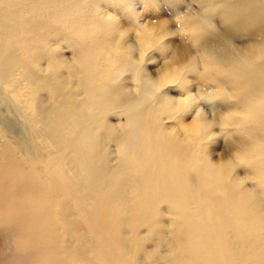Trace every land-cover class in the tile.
<instances>
[{"label":"bare ground","instance_id":"1","mask_svg":"<svg viewBox=\"0 0 264 264\" xmlns=\"http://www.w3.org/2000/svg\"><path fill=\"white\" fill-rule=\"evenodd\" d=\"M244 2L249 22L259 20L264 42V0ZM86 9L70 0H14L0 7V103L5 105L0 107V130L16 133L13 140L0 137L9 171L24 182L25 191L45 190L50 219L73 214L66 195L73 198L71 208L88 213L100 248L92 250L87 264H97L100 257L111 258L110 264H264V148L260 143L245 146L237 155L229 135L228 153L214 162L206 153L208 144L225 134L214 127L219 135L206 143L213 133L203 115L191 124L180 123L175 133L165 126L167 116L180 117L200 95L211 98V86L204 82L179 113L173 109L182 99L171 96L169 86L149 98L153 83L173 77L185 82L189 75H177L180 68H199L201 76L217 83L236 81L239 88L232 97L249 98L246 109L223 115L218 108L214 119L240 127L253 141L262 134L264 144V43H257L262 48L251 52V62L239 59L232 65L235 57L215 52L205 66L203 60L187 64L183 49L170 39L166 44L174 46L171 62L176 65L170 64L156 79L127 58L135 50L126 43L128 32L121 39L122 33L109 31L112 22L105 15ZM80 16L81 22L75 19ZM166 25L159 21L152 36L160 41L169 36ZM134 32L136 47L143 50L147 43ZM219 37L231 39L220 30L197 34L212 44ZM66 49L72 56H66ZM214 63L222 68L214 72L219 79L211 76ZM128 70L138 76L125 77ZM132 81L141 87H133ZM24 101L26 112L20 106ZM115 114L116 124L111 122ZM241 160L245 165L236 169ZM244 167L250 170L245 177L240 174ZM55 229L47 228L49 234H58L60 229ZM25 230L28 235L38 231L31 226ZM57 240L66 243L62 236ZM75 247L78 251L84 246Z\"/></svg>","mask_w":264,"mask_h":264},{"label":"rangeland","instance_id":"2","mask_svg":"<svg viewBox=\"0 0 264 264\" xmlns=\"http://www.w3.org/2000/svg\"><path fill=\"white\" fill-rule=\"evenodd\" d=\"M70 1L75 2L80 7L83 6L84 8L87 7L86 9L87 11H90L95 14L97 13L98 17L101 16L103 18L105 15L107 17L106 19H108V22H112L111 29L109 30L110 32L119 34L121 33L122 29H125L124 32L126 31L128 32L126 37V41H127L126 43L133 46L135 45L134 49H135L136 57H138L141 51H145V50L148 51L145 64L140 66L144 69V72L149 77H153V78H156L160 73H163L166 67L170 66V64L172 66L176 65L175 63L173 64V62H171L172 56L174 54L173 52L174 49L172 47L174 46L171 47L170 45L168 46V44H166L167 41L170 39L174 41L173 45L178 47V49H183L182 51L185 53V55H183V59L185 60L184 56L187 57L186 59L188 60L187 64L190 63L191 59L194 61L203 60L205 66L208 63L213 62L215 52L219 54V57H220V53H224L223 56H226L227 59H232L235 57L237 60L234 61L232 65L233 64L237 65L235 62L238 63L239 59L242 62H244L245 60L250 61L249 58L251 57V52L253 50L254 52H259L258 49L262 48V46L256 47L263 40L262 31L258 28L260 25L257 24L256 22L259 20L251 18L252 22H249L248 20L249 13L246 12V4L244 0L242 1L241 0L239 1L238 0H70ZM3 2L5 3V5L3 4ZM11 2H9V0H0V7L2 5L7 6ZM254 7H256L255 4ZM53 13L55 15L56 14L58 15V11L56 10H54ZM205 14H209L207 18L210 19L211 22L216 25V31L218 30L223 31L225 34H228V37H230L231 39L225 40L222 37H219L217 38L215 44H212V42L210 41L207 42L200 41L197 38V34L202 32L207 34L209 29L207 21L204 20ZM230 15H237L238 17L235 19L236 21L231 22L228 19ZM80 18L82 19L81 16L75 19L77 21H80ZM161 20L166 22L167 24L166 28H168V30H170L171 33L169 36L165 37L163 40L160 41L156 38V36H152V34L154 33L152 27H156L159 21ZM77 21L76 23L77 25L79 24L78 27H80L81 21L80 22ZM58 23L59 22H53L52 25L58 26L61 24ZM250 24H254V26L256 24V27L258 29L252 30V28L248 26ZM136 29L137 31H139L138 32L139 36L143 38L142 41H145L147 43L145 47H142L143 50H138V48L136 47V44L138 43L136 33L134 32V30ZM60 32L62 31L59 32L55 31L54 33L55 34L58 33L59 36L65 35L64 32L62 33ZM193 42H195V44H193ZM64 51H67L65 53L66 56L69 57L72 56L71 50L66 49ZM193 55H195L196 58H192ZM219 69L222 68H219V66L215 65L214 63L212 65L213 71H211L212 72L211 76L217 77L218 75L215 74L214 72L218 73ZM257 73L259 74L260 72L258 71ZM256 74L255 76L258 75ZM124 75L125 77L128 78H133L134 76L136 77L138 76L136 71L133 70H128L127 72L125 71ZM188 75L189 77L185 82L182 81L179 82L177 85L169 86L168 93L171 96L175 97L176 99H182L189 92L194 93L192 97L197 96L200 89V83L202 82H204L208 86H211V89L207 90V93L211 92L212 96L210 98L208 96L203 95L206 100L200 101V103L196 105L195 101L198 98L197 97L193 101L192 106L188 109L186 113L183 112L184 114L183 113L177 114V116L180 117L175 118L174 121H169L168 123H165L164 121L165 126L168 127L169 130H171L172 128L179 130L181 127L180 123H184V124L193 123V121H195L193 117L195 115L196 109L199 107H203L205 109V111L209 114V118L212 117V113L215 112L218 108L225 113H229L231 109H234V111L235 110L242 111L246 109V104L244 103H248V101L250 100L249 98H247L246 101V99H242L241 97L239 98L240 101L239 99L236 101L235 98L232 97L234 92L235 95H237L238 92L239 86L238 83H235L236 81H232V80L225 81L222 79L223 75H221L222 80H220L221 83H218L219 84L218 87L219 89H218L215 88L216 87L215 84L207 83L210 81L214 82V80L210 78H206L203 76H200L199 78L195 73H189ZM217 78L219 79V77ZM217 81L215 82L217 83ZM132 83H133V87L136 88L141 87V85L137 81L135 82L132 81ZM221 94L223 96H221ZM226 95L227 96L231 95L232 99H229L228 97H226ZM0 105L1 108H5V105L2 106L1 103ZM20 106L23 107L22 108L23 112L27 111L26 101L20 103ZM26 115L30 117L32 116V113L31 114L26 113ZM118 118H119L118 115L116 114L113 115L111 117V122L115 124L118 123ZM13 119L17 121L14 116ZM215 129L217 130L221 128L219 126H216ZM241 132L235 133L233 129H229L227 130V133L223 132V135L225 134L224 136L220 135L218 138L210 142L208 144L206 153L210 155L211 160L214 162H220L223 159L224 155L228 153L227 146L229 145L228 143L229 137L227 136L229 135L230 138L234 139L233 142L234 145L232 146H234V149L236 148L234 153L237 155L238 154L242 155L241 152L243 153L244 151H246V149H244L245 146L249 148V146H255L258 143H260L261 145L260 144L259 145L262 148H264L262 134H259L260 137L259 135L256 136L255 137L256 139L253 141L250 139V137L246 135L244 131ZM1 133L2 132L0 130V137L4 138V136L7 135L9 140H13L12 137L14 136L16 137V133L13 134L11 131H7V134L5 135ZM11 143L14 144L15 141ZM112 150H116V147L113 146ZM3 156H4V150L3 148L0 147V157H1L0 158V264H87L89 263L87 262V260L92 256V250L99 252L97 250L100 248V244L98 238H95L93 235V230L95 229V225L88 223L91 220V218L88 216V213L84 215L81 211V209L83 210L82 207L78 210L75 207H74L75 210L71 208L73 207V205L71 204L73 198L70 195H66V198L64 199L65 204H67L69 208V212L73 211L72 212L73 214L72 215L67 214L65 216H62L61 220L59 221L53 218L50 219L48 217L50 215V208H48L49 204L47 205V202L49 203V201L44 194L45 190L38 191L31 188L28 190L26 189L25 191V189L23 188L24 182L14 178L15 174L13 171L11 170L9 171V167H8L9 163L6 159H3L4 158ZM13 162L15 161H12V164ZM244 168L245 169L243 168L240 169V174L241 176L245 177L250 170L246 167ZM7 173H9L8 175L11 176H6ZM247 184L248 186H251L250 181ZM36 200L38 202H35ZM68 202L70 204H68ZM79 210L83 215H80L81 213L79 212ZM74 211L76 213H74ZM33 218L34 220H36V222L33 221ZM40 222H42V224ZM27 226H31L34 230H38V231H35V233L28 235V233L25 230ZM49 227L50 228L55 227L56 229H60L62 232L58 230V234L56 233L57 231L51 232L49 234V231L47 230V228ZM24 233H26L27 235L25 234L24 236ZM57 236H62L63 239L66 241V243H62L58 241ZM23 241L24 242L27 241V243H24L23 245L21 243ZM110 242L111 241L109 240L108 243L111 244L109 246H112L113 243ZM76 243L77 246L79 244L80 245L82 244L84 247L81 250L76 251L74 249ZM71 245L73 247V251L72 249L70 250ZM102 246L101 248L103 249ZM93 256L95 257V255ZM102 260L104 261L102 262ZM110 260L112 259L110 258ZM110 260L104 257H102V259L101 257L100 259L95 258V262L97 264H101V262L102 264H110L109 263ZM152 264H158V261L157 262L155 261ZM160 264H162V261L160 262Z\"/></svg>","mask_w":264,"mask_h":264},{"label":"clouds","instance_id":"3","mask_svg":"<svg viewBox=\"0 0 264 264\" xmlns=\"http://www.w3.org/2000/svg\"><path fill=\"white\" fill-rule=\"evenodd\" d=\"M209 14H210V13H209ZM209 14H205V16H204V20L207 21V24H208V26H209V29H208L207 34L216 31V25H215L214 23H212L210 19L207 18ZM124 31H125V29H122V30H121V33H122V35H121V39H123V32H124ZM186 34H187V33H186ZM193 44H195V42H193ZM117 54H120V51H119V50H117ZM147 55H148V51L145 50V51H141V52L139 53L138 57H136V55H135V50H133L132 55H129L127 58L130 59V60H131L134 64H136V65H144V64H145V60H146ZM185 73H187V75H188L189 73H195L199 78H200V76H201V70H200L199 68H197V69H195V70H191V71L187 70L186 68H180V69H178L177 75L182 76V75H184ZM156 79H159V77H157ZM207 83H209V84H215V85H216L215 88H218V87H219V84L216 83V82H211V81H210V82H207ZM177 84H178V80L176 79V77H173L172 79H169V80H167V81H165V82H161V83H158V84H157V83H153V84H152L151 91H150V93H149V98H150V99H151V98H154L157 94H159L160 92H162V91H163L165 88H167L168 86H170V85H177ZM193 95H194V93H191V92H189L187 95H185V96L182 98V103H177L176 108L173 109V111L179 113V112H180V109H181L183 106H185V105L187 104V102H189V101L192 99V96H193ZM226 97H228L229 99H232L231 96H226ZM203 100H206V99L204 98L203 95H200V96L196 99L195 104L197 105V104L200 103V101H203ZM211 100H213V99H211ZM185 113H186V112H185ZM201 115H203V116L205 117V119H206V121H207V125H208V127H209V129H210L211 131H212V129H213L214 127L219 126L223 132H227V130H229V129H235V130H237L238 132H241V131H240V127H238V126L234 127V126H231V125H229L228 123H225V122H223V121H217V120H215V119H214V117H215V112H213V113H212V117L209 118V114L205 111V109H204L203 107H199V108L196 109V112H195V115H194L193 119H199V117H200ZM223 115H227V113H223ZM163 117H164V114L162 113V118H163ZM174 120H175V117L169 115V116H167V118H166V120H165V123H168L169 121H174ZM170 131H171L172 133H175V132H176V129H175V128H172ZM197 132H199V129H197ZM212 133H213V135H211V136L208 137V140L206 141V143H207V142H210L211 140H213V138H214L215 136L219 135V133H216V132H213V131H212ZM241 133H242V132H241ZM241 165H245L244 162H243L242 160L239 162V164L237 165L236 169H237L239 166H241ZM236 169H235V172H236ZM235 172H234V174H235Z\"/></svg>","mask_w":264,"mask_h":264}]
</instances>
